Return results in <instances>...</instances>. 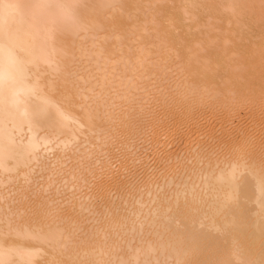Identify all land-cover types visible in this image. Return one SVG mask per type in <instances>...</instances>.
I'll list each match as a JSON object with an SVG mask.
<instances>
[{
	"label": "bare ground",
	"instance_id": "1",
	"mask_svg": "<svg viewBox=\"0 0 264 264\" xmlns=\"http://www.w3.org/2000/svg\"><path fill=\"white\" fill-rule=\"evenodd\" d=\"M0 264H264V0H0Z\"/></svg>",
	"mask_w": 264,
	"mask_h": 264
},
{
	"label": "snow or ice",
	"instance_id": "2",
	"mask_svg": "<svg viewBox=\"0 0 264 264\" xmlns=\"http://www.w3.org/2000/svg\"><path fill=\"white\" fill-rule=\"evenodd\" d=\"M2 7H11V6L10 5H5V6H2ZM116 179H119L118 175L116 176ZM37 211H40V209H37Z\"/></svg>",
	"mask_w": 264,
	"mask_h": 264
}]
</instances>
